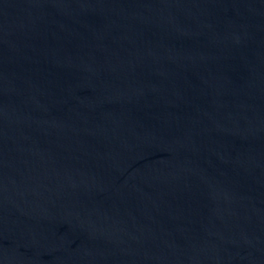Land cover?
<instances>
[{"label": "water", "instance_id": "obj_1", "mask_svg": "<svg viewBox=\"0 0 264 264\" xmlns=\"http://www.w3.org/2000/svg\"><path fill=\"white\" fill-rule=\"evenodd\" d=\"M0 264H264V0H0Z\"/></svg>", "mask_w": 264, "mask_h": 264}]
</instances>
